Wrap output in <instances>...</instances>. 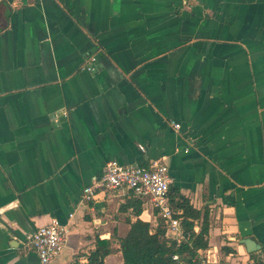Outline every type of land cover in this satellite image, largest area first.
<instances>
[{
	"label": "crops",
	"instance_id": "obj_1",
	"mask_svg": "<svg viewBox=\"0 0 264 264\" xmlns=\"http://www.w3.org/2000/svg\"><path fill=\"white\" fill-rule=\"evenodd\" d=\"M109 158L167 165L169 188L201 212L194 231L206 212L201 264H254L264 0H0V264H40L22 243L52 217L67 241L47 264H72L96 238L113 248L103 263L122 264L117 238L137 218L134 199L81 200ZM139 201L154 228L156 209ZM248 236L259 250L245 251Z\"/></svg>",
	"mask_w": 264,
	"mask_h": 264
},
{
	"label": "built area",
	"instance_id": "obj_2",
	"mask_svg": "<svg viewBox=\"0 0 264 264\" xmlns=\"http://www.w3.org/2000/svg\"><path fill=\"white\" fill-rule=\"evenodd\" d=\"M85 68L95 71V57L93 55L86 59ZM173 127L178 124L172 122ZM143 149L142 145H139ZM171 177L167 165L158 160L140 165L137 163L122 164L114 158L106 160L100 176L81 190V200L91 201L98 191L108 192H130L140 199L149 201L156 209L159 218L165 227V237L179 242L188 236L176 217L169 200L168 191ZM71 215V214H70ZM67 233L65 226L55 217L37 227L33 232L27 234L23 240V247L36 253L40 264H47L65 245ZM173 260H179L178 254H172ZM72 264H90L86 255L77 256ZM181 264H189L182 261ZM216 264H247L232 263L230 261ZM252 264V263H248Z\"/></svg>",
	"mask_w": 264,
	"mask_h": 264
},
{
	"label": "trees",
	"instance_id": "obj_3",
	"mask_svg": "<svg viewBox=\"0 0 264 264\" xmlns=\"http://www.w3.org/2000/svg\"><path fill=\"white\" fill-rule=\"evenodd\" d=\"M168 193L173 210L180 211L174 215L180 219L183 230L188 233L187 238L179 242L166 238L165 227L159 217L154 228L150 226L149 222L138 218L141 211L139 207L140 198L128 192V195L135 200L131 205L137 218L133 222L128 221L127 233L123 237L117 238L118 250L122 255V264H181L182 261L189 264H201L197 251L207 247L206 212L202 214L199 230L194 231L195 221L200 218V210L194 208L175 187H170ZM112 251L113 248L110 246L109 240L96 238L94 247L86 253V257L90 264H104V257ZM175 253L178 254L179 260L171 258L172 254ZM251 258H253L254 264H264V245L261 256L251 255Z\"/></svg>",
	"mask_w": 264,
	"mask_h": 264
},
{
	"label": "water",
	"instance_id": "obj_4",
	"mask_svg": "<svg viewBox=\"0 0 264 264\" xmlns=\"http://www.w3.org/2000/svg\"><path fill=\"white\" fill-rule=\"evenodd\" d=\"M247 253L255 252L260 249V244L254 237L248 236L240 240Z\"/></svg>",
	"mask_w": 264,
	"mask_h": 264
}]
</instances>
